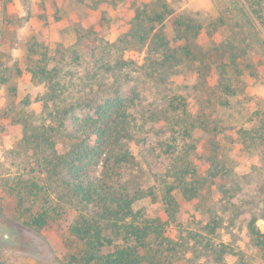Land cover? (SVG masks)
Instances as JSON below:
<instances>
[{"label":"rangeland","instance_id":"obj_1","mask_svg":"<svg viewBox=\"0 0 264 264\" xmlns=\"http://www.w3.org/2000/svg\"><path fill=\"white\" fill-rule=\"evenodd\" d=\"M167 1L185 16H192L200 27L188 39L192 54L186 57L184 74L175 73L168 81L148 75L142 67L145 46L131 42L130 48L125 49L124 58L133 63L119 71L121 89L129 93L135 89L138 95L132 97L144 117L156 112L161 118L166 115L168 122L162 119L156 124L157 129L148 125L142 129L139 138L149 130V151L143 149L132 163L123 166L121 178L132 192L136 190L135 208L142 213L163 218L161 199L166 184H171L179 206L178 221L183 226H193L192 216L206 219L210 212L219 215L216 242L223 241L233 250L221 264H240L242 259L249 264H264V253L255 247L245 229L253 214L257 216V227L264 232V30L256 31L244 23L231 0H145L150 3L147 10L152 14ZM99 2L88 20L94 21L93 25L105 35L122 36L129 30L134 4L139 5L140 0ZM75 7L70 4L66 15L75 17ZM31 8L29 12L25 0H0V66L6 76V81L0 83V264H78L83 244L70 232V225L80 214L90 213L92 207L78 202L61 170L49 174L38 165L41 148L35 126L45 111V86L26 70L31 59L39 58L43 45L48 43L50 48L64 38L71 43L74 37L71 24L64 20L66 16L58 19L53 6L41 9L40 1L34 0ZM101 10L105 12L102 22L93 18ZM76 12L81 14L80 9ZM74 17L68 19L77 18ZM237 20L241 23L235 25ZM160 26L178 51H183L187 41L178 36L169 15ZM31 42L37 43L34 54L27 50ZM227 44L230 51L235 50L238 62L227 71L236 91L233 96L221 87L219 65L203 57L211 48ZM91 62L88 57L79 63L73 61V79L66 86L67 100L86 98L96 87L88 76ZM183 76L186 93L193 98L192 113L198 116L199 124L192 137L196 149L183 159L191 163L194 176L182 172L184 177L181 175L177 185L174 178L176 171L183 169L184 154L176 129L169 123L174 116L167 102L174 82ZM253 124L261 127L244 140L239 127ZM169 144L173 149L167 152ZM192 177L197 180L195 197L181 189ZM34 181L37 185L33 184L32 189L26 187L25 193L18 192L20 182L27 186ZM41 213L46 215V223L37 227L33 220ZM169 228L175 230L173 225ZM168 264L218 263L203 257L196 259L190 251L179 253Z\"/></svg>","mask_w":264,"mask_h":264},{"label":"trees","instance_id":"obj_2","mask_svg":"<svg viewBox=\"0 0 264 264\" xmlns=\"http://www.w3.org/2000/svg\"><path fill=\"white\" fill-rule=\"evenodd\" d=\"M25 1H28L30 12L34 0ZM37 1H40L41 9L53 6L58 19L65 15L64 20L71 24L74 37L71 43L68 38H64L56 41L53 47L49 48L48 43L43 45L39 58L31 59L26 70L33 79L45 86L42 97L45 111L38 126H35L38 129L37 145L41 148V161L38 165L49 174H57L58 169L61 170L67 176L66 183L72 187L78 202L84 207H92L90 213L80 214L70 225V232L83 244L78 264H168L179 253L190 251L196 259L203 257L213 263L224 262L233 250L223 241L216 242L217 228L221 223L219 215L210 212L206 219L192 216L193 226H183L178 221L179 206L171 184H166L161 199L164 217L142 213L135 208L136 190L132 192L128 182L121 178V168L132 163L143 149L148 150L150 147L146 139L149 130L139 138L142 129L146 125L153 130L157 129L156 124H160L162 119L168 122L166 115L161 118L156 112L144 117L132 97L138 95L135 89L130 93L121 89L123 81L119 71L122 66L133 63L124 58L125 49L130 48L131 42L145 46L146 56L142 67H145L148 75L168 81L175 73L184 74L186 57L192 54L188 39L191 34L198 33L200 24H195L192 16H185L183 11H178L168 1L152 14L147 10L150 3L140 0L139 5L134 4L129 30L122 36H109L95 27L94 21L88 20L90 13L98 9L100 0ZM173 1L176 3L177 0ZM231 1L244 17V23L256 31L264 30V0ZM34 4L38 6V2ZM70 4L76 6L72 9L75 17L66 15ZM78 9L80 15L76 12ZM167 15L179 33L178 36L187 41L182 46L184 52L178 51L161 29L160 23H163ZM104 17L105 12L101 10L98 14L95 12L93 18L102 22ZM237 21L235 25L241 23ZM154 28L155 32L149 36ZM36 46V42L28 44V53L34 54ZM228 47L231 48L229 44L215 46L203 57L215 66L219 65L218 76L223 79L221 87L233 96L236 91L227 71L238 62L235 50L232 48L230 51ZM86 57L92 59L88 76L96 87L86 98L79 96L75 100H67L66 86L73 79V61L76 59L79 63L80 59ZM182 78L179 83L174 82L167 102L174 116L169 123L176 129L179 148L184 154L181 164L183 169L177 170L174 178L177 185L179 179H182V172L194 176L192 172L195 170L191 163L183 159L196 149L192 137L199 124L198 116L192 113L193 98L190 93H186L187 85L182 82L185 81L184 76ZM5 81L6 76L0 66V83ZM260 127L261 124L240 126L241 137L244 140L251 138ZM167 146L169 148L166 151H172V146ZM192 179L183 188L180 187L189 197L196 195L197 180ZM36 183L34 181L25 186L24 182H20L18 192L25 193L26 187L32 189ZM195 199L200 203L199 197ZM256 220L257 216L251 214L245 229L255 247L264 253V232L259 230ZM33 223L37 227L43 226L46 215L38 214ZM172 225L174 231L169 228ZM240 264L249 263L242 259Z\"/></svg>","mask_w":264,"mask_h":264}]
</instances>
